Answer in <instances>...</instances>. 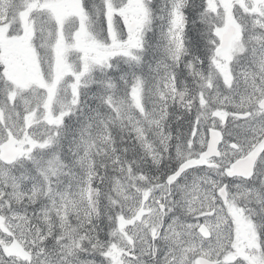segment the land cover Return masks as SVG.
I'll list each match as a JSON object with an SVG mask.
<instances>
[{
  "label": "snow or ice",
  "instance_id": "obj_1",
  "mask_svg": "<svg viewBox=\"0 0 264 264\" xmlns=\"http://www.w3.org/2000/svg\"><path fill=\"white\" fill-rule=\"evenodd\" d=\"M0 264H264V0H0Z\"/></svg>",
  "mask_w": 264,
  "mask_h": 264
}]
</instances>
